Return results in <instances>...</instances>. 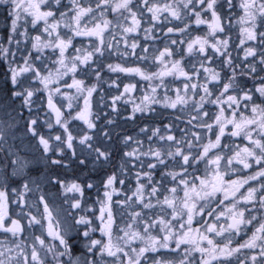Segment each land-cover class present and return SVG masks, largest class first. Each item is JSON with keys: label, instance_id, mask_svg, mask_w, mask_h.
<instances>
[{"label": "snow or ice", "instance_id": "6c2138e0", "mask_svg": "<svg viewBox=\"0 0 264 264\" xmlns=\"http://www.w3.org/2000/svg\"><path fill=\"white\" fill-rule=\"evenodd\" d=\"M0 13V264H264V0Z\"/></svg>", "mask_w": 264, "mask_h": 264}, {"label": "flooded vegetation", "instance_id": "af4514ba", "mask_svg": "<svg viewBox=\"0 0 264 264\" xmlns=\"http://www.w3.org/2000/svg\"><path fill=\"white\" fill-rule=\"evenodd\" d=\"M230 11H232L234 14V16H235V13L237 12V9H232V10H230ZM8 25H6L5 24V22H4V20H3V16H2V13H0V35H2L3 34V32H4V29L7 27ZM238 26L236 25V27H235V29H233V40H235L236 41V43H237V46L238 47H243V46H240L239 45V41L237 40V35H238ZM157 35H160L161 36V39H163V34H161V33H157ZM177 35H179V34H177ZM177 46H179V45H177ZM233 55L235 56L236 55V53L235 52H233ZM240 55H241V58H242V52L240 53ZM4 66L5 67H7V64H6V62H5V64H4ZM106 72H107V70H105ZM0 74H2V73H0ZM113 78H115L114 77V74H113ZM112 87H115V86H112ZM108 89V86L107 85H105V90H107ZM142 93L140 92V91H138V92H136V93H134L133 95H135V96H140ZM121 105H125V100H121ZM126 107L130 110L131 109V103H127L126 104ZM154 107H163V106H154ZM27 111V110H26ZM107 111V110H106ZM13 115H14V113H13ZM138 116L140 115L139 113L137 114ZM145 116H147V115H149L148 113H145L144 114ZM0 118H2V117H0ZM124 119H131L130 117H126L123 113L121 114V117H120V123H121V125H122V127L126 130V132H125V134H130V135H135V131H137L138 129H133V127L130 125V124H124L123 123V120ZM157 122H159V121H157ZM164 123H167V119H165L164 120ZM181 127H183V125H181ZM149 135H150V133H149ZM18 143H19V141H18ZM24 143L25 144H27L28 143V141L27 140H25L24 141ZM146 143H147V141H146ZM23 152H24V150L22 149V154H23Z\"/></svg>", "mask_w": 264, "mask_h": 264}, {"label": "rangeland", "instance_id": "374dc122", "mask_svg": "<svg viewBox=\"0 0 264 264\" xmlns=\"http://www.w3.org/2000/svg\"><path fill=\"white\" fill-rule=\"evenodd\" d=\"M230 19H231V21H232V23H233V25H234V27H233V29H235V27H236V16H231L230 17ZM238 29V28H237ZM232 38H233V36H232ZM114 88V87H113Z\"/></svg>", "mask_w": 264, "mask_h": 264}, {"label": "clouds", "instance_id": "9594fccd", "mask_svg": "<svg viewBox=\"0 0 264 264\" xmlns=\"http://www.w3.org/2000/svg\"><path fill=\"white\" fill-rule=\"evenodd\" d=\"M55 203H58V201H54ZM66 207V206H65ZM64 217H63V214H61V219H63Z\"/></svg>", "mask_w": 264, "mask_h": 264}]
</instances>
